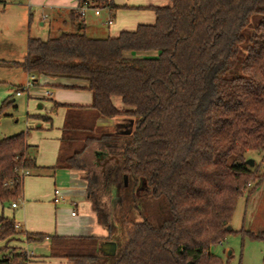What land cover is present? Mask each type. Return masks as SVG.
<instances>
[{
	"label": "trees",
	"instance_id": "1",
	"mask_svg": "<svg viewBox=\"0 0 264 264\" xmlns=\"http://www.w3.org/2000/svg\"><path fill=\"white\" fill-rule=\"evenodd\" d=\"M91 1L94 8H117ZM146 9L152 24L100 39L81 31L76 16L73 31L29 37L21 61L0 60L34 84L42 77L75 80L92 96L88 107L53 103L65 114L50 170L82 173L86 199L116 252L104 256L96 236L24 233L27 243L48 239V258L222 264L210 247L231 231L247 186L264 180L255 161L246 164L249 152L264 151V0H171ZM120 118L127 119L122 127L134 121L131 131L97 124ZM34 149L24 132L0 138L2 208L21 199L24 172L41 169ZM18 234L0 212V264L29 262L21 249L8 247ZM250 236L264 241V231Z\"/></svg>",
	"mask_w": 264,
	"mask_h": 264
},
{
	"label": "rangeland",
	"instance_id": "2",
	"mask_svg": "<svg viewBox=\"0 0 264 264\" xmlns=\"http://www.w3.org/2000/svg\"><path fill=\"white\" fill-rule=\"evenodd\" d=\"M120 1L126 3L129 0ZM133 1L136 2L137 0ZM75 2L77 3L78 0H32L31 2L28 0H0V60L21 61L25 55L27 36L45 40L48 37L57 36L60 31H71L69 26L63 27L59 24L60 21L66 19L65 12L72 8L70 6ZM90 11L92 12V10ZM91 12L87 13L88 26L96 27L100 31L93 33L92 29L88 28L86 35L92 38H106L109 25L104 21L107 14L103 12L97 19ZM44 15H46V19H42ZM112 20L114 24L118 21L117 17ZM41 22L43 25H40ZM49 24H51L52 29H50ZM114 24L109 26L110 29L114 28ZM27 82L28 78L25 77L22 69L0 66V138L21 132L26 133L28 143L38 147L39 159L52 162V166H54L56 160L54 159L53 163L51 148L61 126L62 113L57 107L52 106L51 101L47 99L57 97L50 96L40 101L35 99L31 91H33L32 87L39 86L36 83H32L27 91H22L20 95H16V91L23 90ZM43 89L39 90L40 96L44 94ZM86 93L79 92L74 97H63V102H80L83 104L82 102L89 101ZM113 103L117 108L122 107L117 97L113 98ZM38 105H41L42 109H38ZM47 116H50L51 121L43 120V117ZM125 120L127 119L107 120L101 127L113 132L131 131L134 126L132 119L123 127L122 124L119 125ZM249 157L259 165V173H264V151L249 152ZM82 160L89 163L92 160L91 152H87ZM53 172L50 168H45L40 173L50 174L46 178L52 179ZM33 173L38 174L39 172ZM36 174L35 176H37ZM71 175L72 177L65 178L66 184L70 182V184L76 183L75 186H78L80 183L75 177L77 173L73 172ZM56 186H59L58 182ZM16 202L19 205L20 202ZM115 202L113 200V204ZM60 207L70 209L69 205ZM10 209L9 205H5L3 207L4 214L9 216L8 211ZM77 209L80 215V206ZM64 215L69 217V211L66 210ZM228 227L231 231L225 235L221 242L210 247V253L217 256L222 264H263L264 241L253 238L250 234L256 235L264 231V180L257 185L247 186L242 196L237 199ZM65 230L66 232L59 229L58 234H67V229ZM23 234L21 232L16 238H24ZM48 234L49 236L58 235L53 231ZM101 241L102 239H100ZM28 247L25 251L32 252L33 244H28ZM38 249L41 251L43 244L40 243Z\"/></svg>",
	"mask_w": 264,
	"mask_h": 264
},
{
	"label": "crops",
	"instance_id": "3",
	"mask_svg": "<svg viewBox=\"0 0 264 264\" xmlns=\"http://www.w3.org/2000/svg\"><path fill=\"white\" fill-rule=\"evenodd\" d=\"M31 2L32 0H28ZM115 5L117 8L115 10H110L107 7L97 8L99 10V15L95 16L93 12V8L95 4L91 0H78V2L71 4L70 9H67L65 12V18L60 21L61 26L67 27L69 26L71 31L75 29V25L78 22H82L81 31L86 34L88 28H91L93 33H99V29L97 30L96 27L88 26L87 22V13L91 12L95 18H99L101 13L105 12L107 14V18L104 23L107 22L109 18L118 19L117 23L114 24L113 20L109 26L115 25L114 28L110 29L108 26V34L107 37H114L121 31H132L140 24H152L154 22V14L151 10L146 9L149 6H166L169 5L171 0H137L136 2L133 0H129L126 3L123 1L117 0H107ZM126 1V0H124ZM88 3L92 9H89L85 12L84 17H81L78 14V8L83 4ZM126 7V8H125ZM140 7V9H137ZM133 8V9H131ZM71 10L74 11V14L71 13ZM78 16V22L76 21ZM46 15L42 16V19H46ZM107 24V23H106ZM43 25V22L40 23ZM54 25V24H53ZM108 25V24H107ZM50 29H52L51 24H49ZM95 35V34H94ZM98 35V34H97ZM30 36H27V39ZM19 51V49H18ZM26 52V50H25ZM24 57V56H23ZM10 61V60H4ZM24 72V71H23ZM25 73V72H24ZM25 77L30 78V76L25 73ZM36 87H32L31 94L37 100L46 99V97L56 96L57 98L47 99L51 101L52 106L53 103L58 104H69V105H78L88 107L92 103V96L91 93L86 90L85 83L78 82L75 80H68V79H56V78H39L36 82ZM64 86H72V87H79V88H64ZM82 87V88H80ZM44 88V89H43ZM44 91L43 96L39 95V90ZM48 91L49 95H46L45 92ZM79 92H87L89 101L77 103H66L63 102V97L66 96H77L76 93ZM38 109H42L41 105H38ZM59 111L62 113V122L63 117L65 114V109L62 107H57ZM48 117V116H47ZM50 117V116H49ZM51 119V118H50ZM107 120H99L98 126L103 125ZM61 122V125H62ZM61 127V126H60ZM60 127L57 137L55 138V143L52 145L51 152L53 163L54 159L56 160L58 148H59V137H60ZM28 143V140H27ZM29 144V143H28ZM34 146L35 149L32 151L35 157V162L38 167L41 169L33 172H41L45 168H51L52 162H47L44 160H40L38 156V147L36 145L29 144ZM38 156V157H37ZM37 157V158H36ZM51 165V166H50ZM30 172L29 174L25 175L23 179V188L21 199L19 200V205L17 208H11L8 211L9 216L4 214L3 208L0 206V212L4 215L11 217L15 225L17 226L16 229L22 233H39L43 235H48L50 231L56 232L58 234V230L62 229L67 234H58L59 236H96L102 239L100 242L99 250L102 243L106 242L105 238L107 237L108 233L107 230L98 224L96 216L91 208L90 202L86 199L85 195V182L82 179L83 175L79 171L73 170H66V169H55L53 172V178H46L48 175L41 174L39 175ZM77 173L76 179L79 181V185L76 183L70 184L68 182L66 184L65 178L72 177V173ZM64 177V178H63ZM59 183V186H56V183ZM77 182V181H76ZM59 191V201L56 203L54 202L55 195L54 191ZM70 206V209L67 207H60V206ZM80 206V215L78 214V207ZM66 210L69 211V217L64 215ZM72 212H75L74 215H71ZM0 248L4 247L5 242L1 241ZM33 244V251L35 252H26L25 250L28 249V244ZM43 244V251L39 250V244ZM8 247H14L21 249L24 253L28 255V263L27 264H69L65 259H55V258H48L47 255L49 253V241L48 239L44 240L43 242H25L23 237H18L16 240L11 241L8 243ZM46 250V252H44Z\"/></svg>",
	"mask_w": 264,
	"mask_h": 264
},
{
	"label": "built area",
	"instance_id": "4",
	"mask_svg": "<svg viewBox=\"0 0 264 264\" xmlns=\"http://www.w3.org/2000/svg\"><path fill=\"white\" fill-rule=\"evenodd\" d=\"M89 9H92L90 6H89V4L88 3H83L79 8H78V14L81 16V17H84V15H85V12L87 11V10H89ZM93 14L95 15V16H98L99 15V10L97 9V8H93ZM111 22H112V18H109L108 20H107V24L108 25H110L111 24ZM33 77H30L29 78V80H28V82L26 83V87H24L23 88V90H21V91H16V95H20L21 94V92L22 91H27L28 90V87L29 86H32V83H33ZM45 94L46 95H49V92L48 91H46L45 92ZM24 174L26 175L27 174V172H24ZM54 195H55V199H54V202H58L59 201V191L58 190H55L54 191ZM11 208H17V206H18V202H14V203H11ZM75 214V212H72L71 213V215H74ZM15 227H17L16 225H15Z\"/></svg>",
	"mask_w": 264,
	"mask_h": 264
},
{
	"label": "water",
	"instance_id": "5",
	"mask_svg": "<svg viewBox=\"0 0 264 264\" xmlns=\"http://www.w3.org/2000/svg\"><path fill=\"white\" fill-rule=\"evenodd\" d=\"M124 132H128V131H124ZM246 164L252 166L254 164V161L252 159H248L246 160ZM100 252L104 256H113L116 252V244L113 241H106L102 243L100 247Z\"/></svg>",
	"mask_w": 264,
	"mask_h": 264
}]
</instances>
